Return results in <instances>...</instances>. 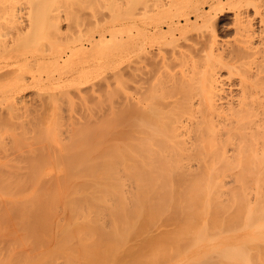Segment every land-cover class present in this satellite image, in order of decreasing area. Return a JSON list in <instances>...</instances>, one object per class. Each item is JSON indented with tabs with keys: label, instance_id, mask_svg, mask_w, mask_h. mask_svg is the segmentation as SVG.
<instances>
[{
	"label": "bare ground",
	"instance_id": "bare-ground-1",
	"mask_svg": "<svg viewBox=\"0 0 264 264\" xmlns=\"http://www.w3.org/2000/svg\"><path fill=\"white\" fill-rule=\"evenodd\" d=\"M94 1L0 0V126L37 90L0 224L40 249L0 264H264V0Z\"/></svg>",
	"mask_w": 264,
	"mask_h": 264
},
{
	"label": "rangeland",
	"instance_id": "rangeland-1",
	"mask_svg": "<svg viewBox=\"0 0 264 264\" xmlns=\"http://www.w3.org/2000/svg\"><path fill=\"white\" fill-rule=\"evenodd\" d=\"M93 1H94V0H93ZM94 2H95V1H94ZM94 2H91V3L89 2V4H88V3H86V4L89 6L90 4H92V3H94ZM96 2H97V1H96ZM97 4H98V2H97L96 4H94V6L96 5L95 8H92V7H91V8L94 9V10H96V11H97V14H98L100 9H99V7H97ZM99 4H100V3H99ZM87 5H86V6H87ZM94 6H93V7H94ZM99 6H101V5H99ZM100 8H101V7H100ZM88 9H90V8L88 7ZM92 9H91V10H92ZM86 10H87V9H85V8H84V10H83V9L81 10L82 13L85 11V12L83 13V16H85L84 14L87 12ZM88 11H89V10H88ZM224 14H225V15H226V14L229 15V12H226V13H224ZM225 15H224V16H225ZM220 16L223 17V15H219V18H221ZM212 18H213V17H212ZM213 19H214V21H216V22H215V26H216L215 29L217 30V32H218L219 34L221 33V34H220L221 36L223 35V37H227V36L231 35V31H223V30H222V28L220 27V26H221V21H219V19H217V17H214ZM213 19H212V20H213ZM216 19H217V20H216ZM86 21H88V20H85V22H86ZM225 21H226V22H225ZM90 22H92V21H89V25H90L91 27L87 24L88 22H86L85 25L83 26L84 30H86V31L89 30L87 33H86V31H84V32L86 33V36H87V34H88V35L91 34V33H92L91 31H93V32L96 31V33H94V34H92V35H96V34H97V30H95L96 27H97V25H94L95 28H93V26H92L93 24H92V23L90 24ZM93 22H94V21H93ZM223 22H224V23H228V22H229V19L226 17V18H224V20L222 21V23H223ZM86 24H87V25H86ZM218 26H219V27H218ZM88 27H90L91 30H90V28H88ZM92 28H93V29H92ZM220 28H221V29H220ZM5 30H6V29H5ZM2 31H3V29H2ZM6 31H7V30H6ZM90 32H91V33H90ZM10 33H11V32H10ZM85 33H84V34H85ZM223 33H224V34H223ZM6 34H7V33H6ZM6 34H5V36H4L3 34L0 35V36H1L0 39H2V40H0V42L4 43L3 41H6V40H8V39L10 40V35H9V36H6ZM226 34H228V35H226ZM2 35H3L4 37H3ZM7 35H8V34H7ZM83 36H84L83 38L86 37L85 35H83ZM108 36H109V35H108ZM108 36H107V37H108ZM96 37H97V35H96ZM111 38H112V39H111ZM109 39H111V40L114 42V44H115V42H116L115 40H116V39L114 40L113 37H110V36H109L105 41H107V40H109ZM105 41H104V43H106L107 46H108V43L105 42ZM8 42H10V41H8ZM8 42H5V43H8ZM108 42L110 43L109 45H111V42H110V41H108ZM100 43H102V41H101ZM104 43L102 44L103 46H105ZM112 44H113V43H112ZM0 45L2 46L3 44L0 43ZM99 45H101V44H99ZM99 45H97V46H99ZM102 45H101V46H102ZM1 46H0V48H1ZM101 46H100V48H99V47H97V48L102 49ZM0 50H1V49H0ZM1 51H2V50H1ZM121 60H122V62H123V58H121V59H117V61L115 60V62L119 63V62H121ZM19 61H21V60H19ZM19 61H15V64H14V62H13L12 66H11V64H9V65H7V67L5 66L4 68H2L3 71H1V72H3V74H1V76H2V78L4 79V81L9 79L8 76H10V78H11V76H12L14 73H16V71H15V72L12 74L11 70H12V67L14 68L13 65H16V62H19ZM122 62H121L120 64H122ZM19 64H20V65H16V66H15L16 69H14V70H18L17 67H18V66H21V64H22V66H23V62H22V63L19 62ZM25 65H26V64H25ZM10 67H11V70H10ZM20 68H21V67H20ZM23 68H25V66H23ZM4 69H6L7 72L4 73V71H5ZM14 70H13V71H14ZM18 72H19V70H18ZM18 72H17V73H18ZM6 73H7V75H6ZM14 75H15V74H14ZM7 77H8V78H7ZM0 78H1V77H0ZM11 79H12V78H11ZM11 79H9V82H10V83H11ZM1 80H2V79H1ZM1 80H0V86H1V85H4V87H5V84H4V83L2 84L3 80H2V82H1ZM121 80L124 81V79H120V81H121ZM7 82H8V81H7ZM7 82H6V84H7ZM9 82H8V83H9ZM10 83H9V84H10ZM121 83H122V84H121ZM124 83H125V82H124ZM9 84H7V85H9ZM98 84H100V83H98ZM98 84H97V85H98ZM118 84H119V82L116 84V85H117L116 87H117L118 92H120L119 89H121L124 85H123V82L121 81V82H120V85H119V88H118ZM7 85H6V86H7ZM84 85H85V84H83V86H84ZM86 85H87V84H86ZM97 85H96V86H97ZM101 85L104 86L103 84H100V86H101ZM88 86H89V85H88ZM96 86H95V87H96ZM100 86H98V87H100ZM102 86H101V87H102ZM121 86H122V87H121ZM1 87H2V86H1ZM4 87L0 88V90H1V89H4ZM81 87H82V86H81ZM120 87H121V88H120ZM6 88H8V86L5 87V89H6ZM27 88H28L29 90H28ZM34 88H35V87L32 88V87H29V86H27V87L24 86V88L20 91V95H21V96H20L19 101H21V100H22L21 98H23V101H22L23 104H21V102H19V101L16 103L17 105L15 104L16 106H14V109H15V107H17V108L15 109V111L20 109L19 111H16V112H18V113H20V114L23 113V112H22V111H23V108L26 107L25 105L27 104V102H29V101H27V100L30 99L29 96H33V94H36V92H37V90H35L36 88H35V89H34ZM123 88H124V87H123ZM83 89H85V87H83ZM124 89H125V88H124ZM115 90H116V89H115ZM115 90H114V91H115ZM117 90H116L115 92H117ZM1 91H2V90H1ZM1 91H0V92H1ZM23 91H24V92H23ZM35 91H36V92H35ZM96 91H98L97 88H96ZM32 92H33V93H32ZM115 92H113L112 94H114V95L116 96ZM121 92H122V89H121ZM121 92H120V93H121ZM120 93L117 94V96H116L117 98L121 97V96H120ZM0 94H1V93H0ZM31 94H32V95H31ZM121 94H122V93H121ZM102 95H104V94H102ZM114 95H112V96L114 97ZM26 97H27L28 99H27ZM116 97H115V98H116ZM25 99H26V101H25ZM0 102H1L2 105H4V102H5V101H3V99H2ZM5 103H6V102H5ZM5 105H7V104H5ZM20 105H21V106H20ZM22 105H23L24 107H23ZM3 107H4V106L1 107V105H0V109L2 108V110H1L2 112H3V109H6V107H5V108H3ZM18 107H21V108L18 109ZM1 111H0V114H2ZM4 111H5V110H4ZM24 111H25V109H24ZM18 113H17V114H18ZM17 114H16V115H17ZM20 114H19V116H20ZM3 115H5V113H3ZM19 116H18V117H19ZM16 117H17V116H16ZM18 117H17V121H16V122L14 121V122H15L14 125H13L12 122L9 123V121H7L8 125L1 124V126H0V131L2 130V131L0 132V146H1V147H0V154H1V155H0V163H1V166H0V169H1V170H0V176H2V177L4 176L3 178H2V177L0 178V181H3V180L6 179L7 182L9 183L8 185L11 186V187H15L14 185L18 184L20 181H21V183H24L25 181H26V182L28 181V183H26V185H27V184H31L30 182L32 181V179H31V181L29 182V179H30V178H29V175H30L31 172H30V173H27V172L31 171V170H29V171L27 170V169L29 168V166H30V163L28 162V154L26 153V156H27V157L23 156V153L21 152V150L24 151V155H25V152H28V151H26V150L24 149L23 146H20V145H18L17 143H16V144H13V143H12V142H14V143L16 142V141H14V139L16 140V137H20V135L22 136V132L20 131V130H21V127H19L18 125H20V126L22 125V119L24 120L25 117H22V115H21L19 118H18ZM18 119H21V124H20V123L17 124L18 122H20V120H18ZM14 120H15V118H14ZM7 123H5V124H7ZM2 125H3V129H2ZM9 125H11V126H9ZM5 126H6V127H5ZM8 126H9L10 128H11V127H12V128H11V129H10V128H7ZM14 126H15L16 128L13 129ZM17 127H18L20 130H19ZM12 129H13V130H12ZM17 129H18L20 132H19ZM5 130H6V131L8 130V131L6 132ZM11 130H12V131H11ZM10 131H11L13 134H12ZM14 131H15V132H14ZM4 132H5V133H4ZM8 132H9V133H8ZM10 133H11V134H10ZM4 134H5V135H4ZM7 135H8V136H7ZM9 135H11V136H9ZM2 138H3V139H2ZM8 138H9V139H8ZM7 139H8L9 141H8ZM5 140H7V141H5ZM11 141H12V142H11ZM2 142H3V143H2ZM6 142H8V144H9V145L7 144L8 146L6 145ZM4 144H5V145H4ZM10 144H11V145H10ZM16 145H17V146H16ZM3 146L5 147V149H4ZM13 146H14V147H13ZM15 146H16V148H15ZM2 147H3V149H2ZM18 147H20L19 150L17 149ZM10 148H11V149H10ZM12 148H13V150H12ZM14 148L16 149V150H15L16 152H12V151H14ZM6 149H7V150H6ZM8 149H9V150H8ZM2 150H3V151H2ZM5 151H6V152H5ZM7 151H8V152L11 151L12 154H10V152L7 153ZM19 151L21 152V153H20L21 155L19 154ZM1 152H2V153H1ZM4 152H5V154H4ZM14 153H15L16 155H15ZM8 154H10V155L7 156ZM13 154H14V155H13ZM19 155H20V157H19ZM3 157H5V158H3ZM9 157L12 158V159H11V158H10V159L13 160V162H14V160L16 159L15 162L17 163V165H18L19 163H21V162H20L21 160L24 161V162L21 163V165L19 164L20 166H18V169L21 170L22 172H21V171L17 172V171H18V169L16 168L17 166H16V165H15L16 167L14 166V163H13L11 160L8 159ZM14 157H15V158H14ZM19 158H20V160L18 161ZM25 158H26V159H25ZM23 159H24V160H23ZM4 160H5V161H4ZM17 161H18V162H17ZM2 163L5 164V165L2 166V165H3ZM23 163H25V164H23ZM27 163H29V164H27ZM10 165H11V166H10ZM23 166H24V168H27V169H25L26 171L23 170L24 168L22 169ZM25 166H27V167H25ZM1 167H2V168L4 167L5 169H2ZM6 167H7V168H6ZM19 167H21V168H19ZM40 167H41V166H40ZM40 167H38V170H40V169L42 168V167H41V168H40ZM35 168H36V167H34L33 169H35ZM39 168H40V169H39ZM43 168H45V167H43ZM43 168H42V169H43ZM7 169H8L9 171H8ZM15 169H17V170H15ZM42 169H41V170H42ZM4 170H5V171H4ZM13 170H14V172H15V171H16V172L14 173ZM36 170H37V169H36ZM44 170H45V169H44ZM46 170H47V169H46ZM3 171H4V172H3ZM10 171H11V174H10ZM23 171H24V172H23ZM1 172H2V175H1ZM8 172H9V173H8ZM3 173H4V175H3ZM12 173H13V174H12ZM17 173H18V174H17ZM26 173H27L28 176H26ZM14 174L16 175V176H14L16 179H18V177H19V179H18L19 182H18V183H16L18 180L16 181V179L13 177ZM31 174H32V173H31ZM5 175H6V176H5ZM7 175H10V176L12 175V176L9 178V176H7ZM24 175H25V178L22 177V176H24ZM34 176H35V175H34ZM34 176H33V175H30V177H32L33 179H35L36 177H34ZM6 177H7V178H6ZM21 177L24 178L25 180L23 181V180L21 179ZM12 178H14V179H12ZM26 178H27L28 180H26ZM8 179H9V180H8ZM6 180H5V181H6ZM12 180H13V181H12ZM5 181H4V183H6L5 185L7 186V182H5ZM11 181H12V182H11ZM2 183H3V182H2ZM4 183H3V185H4ZM12 183H14V184H12ZM21 183H20V184H21ZM11 184H12V185H11ZM24 184H25V183H24ZM24 184H23V186H24ZM0 185H1V183H0ZM5 185H4V186H5ZM26 185H25L23 191H20V190L18 189V193L15 192L14 194H16V196H19L20 194H21L22 196H24V197L29 196V193H30L31 191H29V192L27 193L26 190H27V187L30 188V186H26ZM1 186H2V185H1ZM21 186H22V185H21ZM11 187L9 188V189H10V190H9V189H8V186H7V189H6V187H3V186H2V188H4L5 191L2 190V188L0 189V199H1V200H3V198H1V197H2L1 195H3V197H5L4 199H7L8 197L10 198V196H14V195L12 194L13 191H12V188H11ZM16 188H17V186L15 187V189H16ZM19 188H20V185H19ZM21 189H23V187H22ZM1 190H2L3 192H1ZM13 190H14V188H13ZM28 190H30V189H28ZM28 190H27V191H28ZM7 191H8V193H7ZM24 191H25V192H24ZM5 192H6V194H4ZM9 192H10V193H9ZM20 192H21V193H20ZM26 193H27V194H26ZM11 194H12V195H11ZM18 194H19V195H18ZM30 194H31V193H30ZM4 195H5V196H4ZM7 195H9V196H7ZM3 202L5 203V201H3ZM3 202L1 201L0 203L3 204ZM6 202H7V201H6ZM3 205H5V206H7V207H8V206L10 207V203H9V204L7 203V205H6V204H3ZM3 205H2L3 208L0 209V216L4 218V216H2V213H3L4 208H5ZM5 211H6V210H5ZM9 211H12V212H7V211H6V214H8V215H6V216L9 217V218H8V219H7V217L5 218V221H6V220L8 221V225L4 224L5 221H4V222H1L0 226H2L3 229H0V230H3V231L6 230L5 232H7V233L10 234V233L13 232V230H14V233L16 232L17 229H16V226H14V222L19 221V219H18V220H16V219L20 216V214L18 213V211L15 212L14 209H10ZM13 211H14V212H13ZM11 213H12L13 215H12ZM15 214H16V215H15ZM11 215H12V217H11ZM14 215L16 216V218H14V217H15ZM57 215H58V214H57ZM57 215L55 214V217H54V218H57ZM12 218L14 219V221H12ZM9 219H10V220H9ZM15 220H16V221H15ZM7 221H6V222H7ZM9 221H10V222H9ZM16 225H17V224H16ZM8 226H9V227H12V228H11V230L13 229L12 232H11V231H8V230H10ZM19 226H20V225H19ZM21 226H22V225H21ZM20 228H21V227H20ZM22 228H23V226H22ZM22 228H21V229H22ZM21 231H22V230H20V232H21ZM23 231H24V228H23ZM25 231H26V230H25ZM5 232L0 231V234H3V236H4V234H6L7 237H8V238H7L6 235H5V237H2V235H0V237H1V243H2V241H3V240H2L3 238H4V239H5V238L9 239V237H11V236H12V237H15V241H14V239H12V241H11V239H10V241H11V243H12V246L16 244V241L20 244V245L17 246V247H15V246H13V247L15 248L16 251L21 250V251H19V252H22V255H25V252H27L28 255H29V253H33V252H36V251L40 250V249H38V250H34V251H33V250H32V247H30V245L28 244V242H29L28 240H29V239L26 238V237L22 238L23 235L21 236V234H20V232H18V230H17V232L15 233L16 236H15L14 233L11 234V236H9V235H8L7 233H5ZM21 233H22V232H21ZM24 236H25V235H24ZM23 239H25V240L28 239V240H26V241L24 240V242H25V243H24V242H22ZM5 241H6V239H5ZM7 241H8V242H6V243H9V246H8L7 244H6V245H7L8 247H11V248H12L11 243L9 242V240H7ZM1 243H0V244H1ZM3 243H4V242H3ZM24 244H25V246H24ZM4 245H5V244H4ZM4 245H3V246H4ZM6 245H5V246H6ZM16 245H18V244H16ZM28 245H29V246H28ZM0 246H2V245H0ZM5 246H4V247H1L2 249L5 248V250H4V249H3V250L0 249V251H1L2 253H3V251H5V253L11 252V250L9 251V248H8L7 246H6V247H5ZM20 247H21V248H20ZM23 247H24V248H23ZM51 247L53 248V245H51ZM22 248H23V249H22ZM12 249H13V248H12ZM17 249H18V250H17ZM28 249H29V251H28ZM36 249H37V248H36ZM13 250H14V249H13ZM24 250H25V251H24ZM26 250H27V251H26ZM19 252H18V253H19ZM23 253H24V254H23ZM27 253H26V254H27ZM14 255L16 256V254H14ZM18 255H19V254H18ZM20 255H21V254H20ZM15 256H14V257H15ZM11 259H14V258L11 257ZM58 260H59V261H58ZM60 260H61L60 258L57 259L58 263H61V262H62V261H60ZM56 263H57V262H56ZM58 263H57V264H58ZM61 264H62V263H61Z\"/></svg>",
	"mask_w": 264,
	"mask_h": 264
}]
</instances>
